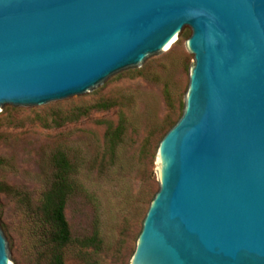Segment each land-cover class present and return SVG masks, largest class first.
<instances>
[{
  "label": "water",
  "instance_id": "95a60500",
  "mask_svg": "<svg viewBox=\"0 0 264 264\" xmlns=\"http://www.w3.org/2000/svg\"><path fill=\"white\" fill-rule=\"evenodd\" d=\"M190 33L129 264H264V0H0V117L92 99ZM0 264H18L1 212Z\"/></svg>",
  "mask_w": 264,
  "mask_h": 264
},
{
  "label": "rangeland",
  "instance_id": "374dc122",
  "mask_svg": "<svg viewBox=\"0 0 264 264\" xmlns=\"http://www.w3.org/2000/svg\"><path fill=\"white\" fill-rule=\"evenodd\" d=\"M191 34L178 39L149 69L124 74L92 99L58 107L110 100L115 105L109 110L93 111L62 127L41 125L39 115L51 109H9L0 117V212L18 264H46L36 256L39 235L33 209L49 185L57 150L79 165L81 188L66 206L73 235L84 237L98 228L103 245L93 263H130L150 201L160 187L158 145L184 110L194 63L187 46ZM122 109L131 123L110 160L104 155L106 123L116 122ZM66 264L86 263L69 250Z\"/></svg>",
  "mask_w": 264,
  "mask_h": 264
},
{
  "label": "trees",
  "instance_id": "16d2710c",
  "mask_svg": "<svg viewBox=\"0 0 264 264\" xmlns=\"http://www.w3.org/2000/svg\"><path fill=\"white\" fill-rule=\"evenodd\" d=\"M167 95L171 99L169 90ZM120 99L119 106L123 107L124 101L122 98ZM114 105L115 103L110 100H102L92 105L53 108V110L51 109V111L39 115V117H41L40 122L44 127H62L68 123L89 117L93 111H106ZM130 123L129 115L123 109L120 111V117L116 122L107 121L104 145L105 157L109 156L110 160L115 158L119 145L122 144L128 134ZM175 123L171 125V128ZM149 139L148 137L147 141ZM51 164L53 175L48 187L42 192L37 210L33 209L35 233L39 235V242L36 244V247H38L36 256L39 257L40 262L45 261L46 264H66V254L69 250H73L86 264H94L92 257L94 254L99 253L103 245L101 231L96 228L91 235L75 237L66 215V206L69 199L81 188L77 179L79 165L63 150H57L53 154ZM153 198L151 201H153Z\"/></svg>",
  "mask_w": 264,
  "mask_h": 264
}]
</instances>
